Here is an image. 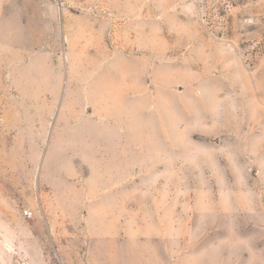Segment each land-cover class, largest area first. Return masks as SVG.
<instances>
[{"label": "rangeland", "instance_id": "374dc122", "mask_svg": "<svg viewBox=\"0 0 264 264\" xmlns=\"http://www.w3.org/2000/svg\"><path fill=\"white\" fill-rule=\"evenodd\" d=\"M261 123L264 0H0V264H264Z\"/></svg>", "mask_w": 264, "mask_h": 264}, {"label": "crops", "instance_id": "0c3cea01", "mask_svg": "<svg viewBox=\"0 0 264 264\" xmlns=\"http://www.w3.org/2000/svg\"><path fill=\"white\" fill-rule=\"evenodd\" d=\"M262 125V126H261ZM261 127L264 126V123H261ZM138 129H140V126L137 125ZM130 127L128 126L126 129V132L123 134L124 139H126L127 143L129 142H134L135 139L134 135L130 134ZM256 134V133H255ZM242 135V133H234L232 136H228L231 137L230 140H228L229 142H226V145L224 144V151L225 150H236L238 152L237 156L238 157H244L247 156V153L249 151L248 148L252 149V151L256 152L257 156H263V154L261 152H264V137L262 136H258V135ZM255 135V136H254ZM109 140V139H108ZM107 140V141H108ZM226 141V140H225ZM224 141V142H225ZM233 142V143H231ZM245 142H250V143H256L255 146H247L244 143ZM228 143V144H227ZM259 143V144H258ZM111 149H107V152L105 153L106 156L109 158V166H106V184H105V196L103 197V193L104 191H100L98 198L93 201H91L92 203H97V205H103V204H110L112 205V196H113V189H114V185H113V174L116 172H121L123 173H128L129 172V167H128V163L126 162L125 165L122 164L121 167H114L113 165V157H115V154L117 155L118 153L120 154L121 158L123 157H128L129 153L125 150H122L121 152H119V150H114L112 146H110ZM139 148V147H138ZM138 150V149H137ZM139 152V150H138ZM258 152V153H257ZM175 156H176V152ZM174 153L172 154V151H170V160H172V157H174ZM102 154V153H99ZM118 157V155L116 156ZM171 162V161H170ZM110 191L109 194L107 191ZM105 200V201H103ZM113 215V213H111ZM90 233V232H89ZM95 233H99L98 236L102 239V241H106L109 240L110 238L114 237V233H119L117 231H114L113 229L110 230H100L98 232ZM157 236H161V233H158Z\"/></svg>", "mask_w": 264, "mask_h": 264}, {"label": "built area", "instance_id": "2783aa9c", "mask_svg": "<svg viewBox=\"0 0 264 264\" xmlns=\"http://www.w3.org/2000/svg\"><path fill=\"white\" fill-rule=\"evenodd\" d=\"M24 217L26 219H32L33 218V213L31 211H25L24 212Z\"/></svg>", "mask_w": 264, "mask_h": 264}]
</instances>
